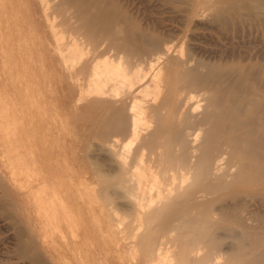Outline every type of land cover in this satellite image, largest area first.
I'll list each match as a JSON object with an SVG mask.
<instances>
[{
    "label": "bare ground",
    "instance_id": "bare-ground-1",
    "mask_svg": "<svg viewBox=\"0 0 264 264\" xmlns=\"http://www.w3.org/2000/svg\"><path fill=\"white\" fill-rule=\"evenodd\" d=\"M48 1L45 30L25 20L67 82L64 114L87 119L73 159L65 141L49 152L43 182L65 264L90 231L134 262L139 247L138 264H264V38L249 4L179 0L168 28L150 0H64L66 18ZM5 2L0 67L13 51Z\"/></svg>",
    "mask_w": 264,
    "mask_h": 264
},
{
    "label": "rangeland",
    "instance_id": "rangeland-1",
    "mask_svg": "<svg viewBox=\"0 0 264 264\" xmlns=\"http://www.w3.org/2000/svg\"><path fill=\"white\" fill-rule=\"evenodd\" d=\"M55 1L59 2V6H68V9L64 8L65 13L56 11L61 12L59 15L64 13L62 18H66L70 12L68 17L74 15L73 8L66 1ZM55 1H48L52 15L54 10L51 11V5L54 9L59 8ZM153 1L150 0L154 7L152 9L160 11L164 8L167 13H153L152 18L160 20L162 17L178 15L169 8L179 0H168V4L159 9L155 5L163 2ZM244 1L255 15L253 20L250 18L255 32L250 28L254 32V40L258 42L264 38V22L262 24L263 18H259L261 14L264 15V10L262 7L254 9L251 1ZM4 4L5 17L9 18L11 24L13 51L6 52L7 63L0 67V264H65L56 217L44 213L49 196L43 182L49 152L55 157L65 141L73 159L74 147L81 140V126L87 123V119L82 118V121L80 118L78 122V118L64 114L67 82L56 69L49 67V61L39 51L33 29L25 20L26 11L30 10L31 14H36L34 17L39 18L41 29H44L39 0H10V5L6 2ZM259 11L263 13L258 14ZM246 12L242 10L241 13ZM56 17L59 20V16ZM164 24L169 25L168 28L175 26L168 20ZM198 32L207 33V30ZM258 33L261 37L259 39ZM16 38H20L18 49H14ZM200 41L202 39L191 43L198 47H210ZM28 239L30 242L34 240V244L27 243ZM225 245L228 246L222 244L214 251H224ZM247 249L245 251H249ZM137 251L134 259H138L135 262L124 254L119 256L112 245L104 244L97 231H90L71 241L66 252V264H136L142 259L139 247Z\"/></svg>",
    "mask_w": 264,
    "mask_h": 264
}]
</instances>
